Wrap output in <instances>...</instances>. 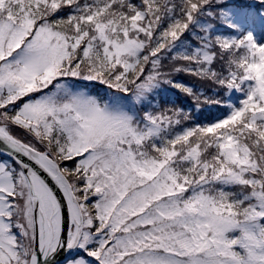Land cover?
I'll list each match as a JSON object with an SVG mask.
<instances>
[{"label": "snow or ice", "instance_id": "1", "mask_svg": "<svg viewBox=\"0 0 264 264\" xmlns=\"http://www.w3.org/2000/svg\"><path fill=\"white\" fill-rule=\"evenodd\" d=\"M0 264H264V0H0Z\"/></svg>", "mask_w": 264, "mask_h": 264}]
</instances>
